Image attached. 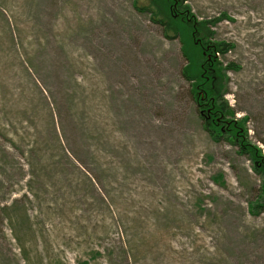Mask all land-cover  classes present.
I'll return each mask as SVG.
<instances>
[{
	"label": "rangeland",
	"instance_id": "obj_1",
	"mask_svg": "<svg viewBox=\"0 0 264 264\" xmlns=\"http://www.w3.org/2000/svg\"><path fill=\"white\" fill-rule=\"evenodd\" d=\"M146 6L167 8L0 0V264H264V158L205 129ZM179 6L227 14L201 28L231 45L222 100L264 157V0Z\"/></svg>",
	"mask_w": 264,
	"mask_h": 264
},
{
	"label": "trees",
	"instance_id": "obj_2",
	"mask_svg": "<svg viewBox=\"0 0 264 264\" xmlns=\"http://www.w3.org/2000/svg\"><path fill=\"white\" fill-rule=\"evenodd\" d=\"M165 2L167 8L164 11L158 9L148 8V11L156 14H162V24L164 25L165 36L169 39L175 38V35H180L183 40L185 54L187 55L188 63L183 69L184 76L192 84V93L194 100L200 109L199 113L205 118V129L208 130L215 139L221 137L224 132L230 135L233 142L240 145L242 152L250 154L251 158L257 162L264 158L261 150L256 146H251L247 140V131L244 129V120L228 119V114L231 113L228 103L223 101V87L225 68L223 63L219 60V55L225 54L231 45L222 41H210L206 30L203 31V24H215L217 21L228 18L226 13L221 17L212 20L200 22L197 24L194 15H190L189 7L184 9V13H180L178 0H161ZM166 13V15H165ZM157 15V14H156ZM165 15V17H164ZM161 16V15H160ZM208 35V36H207ZM231 66V65H230ZM228 68V67H227ZM234 114V112L232 113ZM231 114V117L233 116ZM256 165V166H257ZM264 175V169H259ZM263 201H264V183H263Z\"/></svg>",
	"mask_w": 264,
	"mask_h": 264
}]
</instances>
